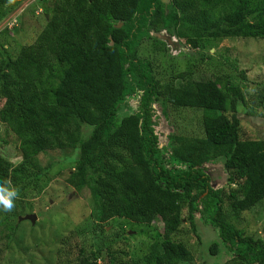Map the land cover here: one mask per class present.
Wrapping results in <instances>:
<instances>
[{
  "label": "trees",
  "instance_id": "1",
  "mask_svg": "<svg viewBox=\"0 0 264 264\" xmlns=\"http://www.w3.org/2000/svg\"><path fill=\"white\" fill-rule=\"evenodd\" d=\"M47 1L51 15L34 44L12 58L0 43V123L18 139L22 159L14 166L0 156V185L19 194L42 175L40 154L76 150L66 184L76 192L88 189L93 221L162 224L161 241L126 264L191 261L190 251L173 241L184 202L186 222L194 229L195 214L204 215L231 250L233 258L226 264H264V241L245 237L228 220L245 209L238 196L252 205L264 199V139L240 138L239 90L181 74L160 85L152 63L138 56L143 40L155 50L166 48L171 37L190 49L225 39L264 40V0ZM21 3L0 0V21ZM161 31L166 41L157 36ZM138 93L137 111L118 120V107ZM153 104L164 115L168 107L202 111L204 137L170 135L169 149L161 151ZM82 126L91 128L86 139ZM217 163L228 194L210 186L205 167ZM225 199L232 209L229 216ZM18 204L0 221V227L12 222L6 227L11 236L17 216L29 207L23 200ZM218 248L211 244L210 255Z\"/></svg>",
  "mask_w": 264,
  "mask_h": 264
},
{
  "label": "rangeland",
  "instance_id": "2",
  "mask_svg": "<svg viewBox=\"0 0 264 264\" xmlns=\"http://www.w3.org/2000/svg\"><path fill=\"white\" fill-rule=\"evenodd\" d=\"M50 15L47 0H22L0 21V43L12 58L17 56L21 47L35 43ZM157 36L162 41L168 37L162 31ZM166 43V48L155 50L151 41L143 40L138 49L139 58L152 63L158 84L171 82L181 74L194 81L219 80L223 85L236 87L243 99L237 107L240 138L264 139V40L225 39L203 49H190L175 37ZM140 94L128 96L118 107V120L137 111ZM2 105L3 101H0V108ZM152 110L154 134L161 151L169 149L170 135L204 137L202 111L168 107L164 115L157 104L152 105ZM90 132L91 128L82 126V139H86ZM77 155L76 150H65L48 151L38 156L42 175L37 180H30L31 183L13 200V207H19L18 199L29 206H26L24 215L17 216V220L34 214L37 217L35 224L17 222L12 236L6 229L11 221L0 227V264H114L112 258L126 264L147 255L151 245L161 241L163 227L158 220L151 225H140L124 219H112L103 224L91 219L92 203L88 189L76 192L66 184ZM0 156L14 166L22 163L18 139L1 123ZM205 168L212 176L211 188L228 194L222 164ZM238 197L245 209L238 211L236 217L229 216L232 211L230 202L224 200L228 220L245 237L264 241V199L252 205L247 198ZM187 213L188 206L184 202L181 205L182 223L173 235V241L183 244L191 253V261L184 264L229 262L233 258L231 250L220 241L206 217L195 214L193 229L186 222ZM5 214L10 211L3 210L0 205V221ZM213 243L219 246V252L214 256L209 253Z\"/></svg>",
  "mask_w": 264,
  "mask_h": 264
},
{
  "label": "clouds",
  "instance_id": "3",
  "mask_svg": "<svg viewBox=\"0 0 264 264\" xmlns=\"http://www.w3.org/2000/svg\"><path fill=\"white\" fill-rule=\"evenodd\" d=\"M8 183V182H5ZM17 190L11 187L0 185V205L3 210L11 211L13 208V200L17 197Z\"/></svg>",
  "mask_w": 264,
  "mask_h": 264
},
{
  "label": "water",
  "instance_id": "4",
  "mask_svg": "<svg viewBox=\"0 0 264 264\" xmlns=\"http://www.w3.org/2000/svg\"><path fill=\"white\" fill-rule=\"evenodd\" d=\"M36 215L34 214H31V215H27V216H24L23 218L22 217H19L17 222L18 223H21V222H30L32 225L35 224V221H36Z\"/></svg>",
  "mask_w": 264,
  "mask_h": 264
}]
</instances>
